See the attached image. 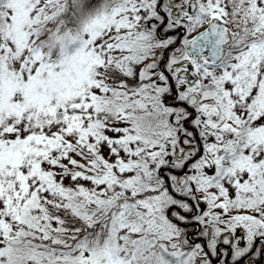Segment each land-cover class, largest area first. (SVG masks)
I'll use <instances>...</instances> for the list:
<instances>
[{"label": "snow or ice", "instance_id": "snow-or-ice-1", "mask_svg": "<svg viewBox=\"0 0 264 264\" xmlns=\"http://www.w3.org/2000/svg\"><path fill=\"white\" fill-rule=\"evenodd\" d=\"M0 264H264V0H0Z\"/></svg>", "mask_w": 264, "mask_h": 264}]
</instances>
